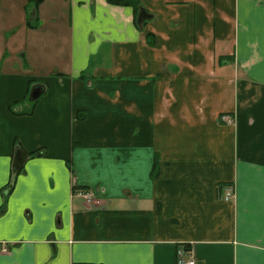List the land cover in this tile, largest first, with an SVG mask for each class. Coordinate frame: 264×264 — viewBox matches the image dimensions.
Segmentation results:
<instances>
[{
	"label": "crops",
	"instance_id": "obj_1",
	"mask_svg": "<svg viewBox=\"0 0 264 264\" xmlns=\"http://www.w3.org/2000/svg\"><path fill=\"white\" fill-rule=\"evenodd\" d=\"M136 3L0 0V264H264V0Z\"/></svg>",
	"mask_w": 264,
	"mask_h": 264
},
{
	"label": "built area",
	"instance_id": "obj_2",
	"mask_svg": "<svg viewBox=\"0 0 264 264\" xmlns=\"http://www.w3.org/2000/svg\"><path fill=\"white\" fill-rule=\"evenodd\" d=\"M236 121L235 115L232 113L224 112L220 115V122L227 124V125H233ZM78 194L82 196L86 201H91L93 198V194L86 190H79ZM234 195V189L233 187H229L227 193H226V199H230ZM177 264H196V253L194 247L191 245V247H188L186 249L185 247H180L177 252Z\"/></svg>",
	"mask_w": 264,
	"mask_h": 264
},
{
	"label": "trees",
	"instance_id": "obj_3",
	"mask_svg": "<svg viewBox=\"0 0 264 264\" xmlns=\"http://www.w3.org/2000/svg\"><path fill=\"white\" fill-rule=\"evenodd\" d=\"M42 1L43 0H30V3L39 5ZM109 1L113 3H120V4H135V7H137V3H136L137 0H109ZM33 153H36V151ZM184 245H185V248L188 249L189 244H184Z\"/></svg>",
	"mask_w": 264,
	"mask_h": 264
},
{
	"label": "water",
	"instance_id": "obj_4",
	"mask_svg": "<svg viewBox=\"0 0 264 264\" xmlns=\"http://www.w3.org/2000/svg\"><path fill=\"white\" fill-rule=\"evenodd\" d=\"M145 18H147V12L143 9L141 12H140V15L138 17V21L141 22L143 21ZM41 91L40 89H35L32 94H31V98L35 99L37 98L39 95H40Z\"/></svg>",
	"mask_w": 264,
	"mask_h": 264
},
{
	"label": "rangeland",
	"instance_id": "obj_5",
	"mask_svg": "<svg viewBox=\"0 0 264 264\" xmlns=\"http://www.w3.org/2000/svg\"><path fill=\"white\" fill-rule=\"evenodd\" d=\"M33 91V90H32Z\"/></svg>",
	"mask_w": 264,
	"mask_h": 264
}]
</instances>
